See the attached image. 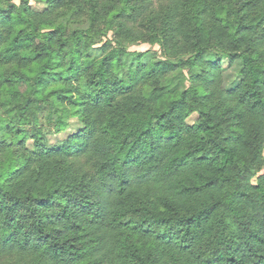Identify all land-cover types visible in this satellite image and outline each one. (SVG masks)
<instances>
[{
    "label": "trees",
    "instance_id": "obj_1",
    "mask_svg": "<svg viewBox=\"0 0 264 264\" xmlns=\"http://www.w3.org/2000/svg\"><path fill=\"white\" fill-rule=\"evenodd\" d=\"M165 1L0 0L3 264H264V0Z\"/></svg>",
    "mask_w": 264,
    "mask_h": 264
},
{
    "label": "rangeland",
    "instance_id": "obj_2",
    "mask_svg": "<svg viewBox=\"0 0 264 264\" xmlns=\"http://www.w3.org/2000/svg\"><path fill=\"white\" fill-rule=\"evenodd\" d=\"M154 1H155L156 8L161 7L163 4H164L163 7L167 5V1L164 2V0H154ZM31 5L36 11H41L46 6L45 4L36 3V2H32ZM65 16L66 18L69 17V15H65ZM66 18H63V17L58 18L56 20V24H59V23L66 24L69 31H75V30H80V29L87 30L90 26L88 22V16H86L84 11L82 12V14L80 13L76 17H71L69 21H67ZM113 39H115V35L114 33H110L108 36V40L111 41ZM103 45L104 44L101 43L93 47L90 51L91 55L97 56V57L100 56L102 53ZM127 47L129 51L132 53H144L145 63L152 62L154 59H160L162 57L160 47L158 45L152 46L146 43H138V44H128ZM207 59L211 61L215 60V56H208ZM222 67L224 71L222 75L223 83H224L223 86L226 89L232 88L239 79V72L242 67V61L238 60L233 65H229L228 61H224L222 63ZM197 123H198V115L196 114H194L193 116L187 119V124L190 126H194ZM65 137H66V134H61L59 135L58 138H52V141L56 142V141H59L60 139H64ZM4 261L5 259H0V264H3Z\"/></svg>",
    "mask_w": 264,
    "mask_h": 264
}]
</instances>
